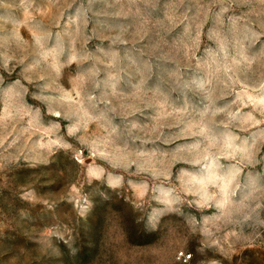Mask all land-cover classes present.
I'll return each instance as SVG.
<instances>
[{
    "label": "rangeland",
    "instance_id": "374dc122",
    "mask_svg": "<svg viewBox=\"0 0 264 264\" xmlns=\"http://www.w3.org/2000/svg\"><path fill=\"white\" fill-rule=\"evenodd\" d=\"M0 264H264V0H0Z\"/></svg>",
    "mask_w": 264,
    "mask_h": 264
}]
</instances>
